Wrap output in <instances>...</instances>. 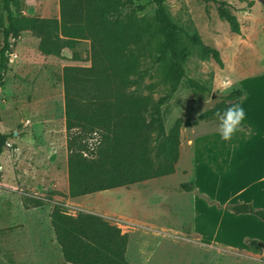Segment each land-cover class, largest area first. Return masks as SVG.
<instances>
[{
  "label": "rangeland",
  "instance_id": "rangeland-1",
  "mask_svg": "<svg viewBox=\"0 0 264 264\" xmlns=\"http://www.w3.org/2000/svg\"><path fill=\"white\" fill-rule=\"evenodd\" d=\"M218 1L225 2L165 3L179 44L188 50L186 75L209 89L206 96L194 94L184 78L160 107L165 132L177 118L182 120L178 171L144 186L70 197L62 69L89 66L90 42L78 39L70 47L60 31L43 22H60L59 0H11L14 16L32 20L10 38L0 82V131L9 134L0 154V264H71L63 260L54 238L53 206L70 214L94 213L117 225L128 235L125 259L130 264H264V250L247 244L249 239L264 241V222L229 208L250 203L264 209L261 184L254 180L264 169V0H254L252 6L249 0ZM138 5L143 9L137 10ZM218 6L236 16L239 34L219 17ZM129 11L151 18L153 5L151 0H128L121 13ZM6 26L0 0V47ZM193 36L200 42H192ZM204 46L219 51L222 67L202 57ZM153 59L141 58L147 73L140 90L147 94L146 86L154 85L150 95L157 99L167 84ZM234 89L243 92L237 105L245 109L246 128L240 126L231 141H222L218 118L196 119ZM183 182L191 192L182 190ZM136 218L146 225H138Z\"/></svg>",
  "mask_w": 264,
  "mask_h": 264
},
{
  "label": "trees",
  "instance_id": "trees-1",
  "mask_svg": "<svg viewBox=\"0 0 264 264\" xmlns=\"http://www.w3.org/2000/svg\"><path fill=\"white\" fill-rule=\"evenodd\" d=\"M128 0H59L60 22H43L67 38L74 47L78 39L90 42L89 66L65 65L62 69L65 129L67 140L68 195L82 196L144 180L173 174L179 157L181 118L165 132L161 106L186 79L194 94L206 96L207 86L186 75L183 62L188 50L179 44L176 25L166 0H151V18L136 17L134 11L122 14ZM224 4L225 1L205 0ZM11 0H1L7 26L2 31L0 47V82L7 68L10 38L32 19L13 15ZM254 0L247 5L252 6ZM138 5L137 10H142ZM218 15L231 32L239 34L234 14L218 6ZM26 21V23H25ZM192 42L199 43L198 36ZM153 51V52H152ZM202 57H211L223 66L216 48L204 46ZM154 57L165 93L151 97L140 90L147 73L141 58ZM134 88L131 89V86ZM243 95L234 89L221 96V102L197 115L196 120L217 118L216 113L237 105ZM196 121H194L195 123ZM186 123V121L184 122ZM242 128H246L241 124ZM9 134L0 131V154ZM95 137L94 142L89 139ZM185 191L191 190L181 183ZM236 214L250 213L264 222V209L250 203L229 206ZM51 224L62 258L71 264H130L125 259L128 235L107 219L86 211L70 214L53 206ZM247 244L264 250V241L249 239Z\"/></svg>",
  "mask_w": 264,
  "mask_h": 264
},
{
  "label": "clouds",
  "instance_id": "clouds-1",
  "mask_svg": "<svg viewBox=\"0 0 264 264\" xmlns=\"http://www.w3.org/2000/svg\"><path fill=\"white\" fill-rule=\"evenodd\" d=\"M219 120V134L222 141H231L234 135L239 131L240 126L246 118V112L243 106L234 105L226 108L223 112H217Z\"/></svg>",
  "mask_w": 264,
  "mask_h": 264
},
{
  "label": "crops",
  "instance_id": "crops-1",
  "mask_svg": "<svg viewBox=\"0 0 264 264\" xmlns=\"http://www.w3.org/2000/svg\"><path fill=\"white\" fill-rule=\"evenodd\" d=\"M179 160H180V156H179V158H178V163H179ZM246 167H247V169H248V172L249 173H252V172H254L253 171V168L251 167V166H247V165H245ZM176 171H178L177 169H176ZM175 171V172H176ZM169 175H171V174H169ZM157 178V177H156ZM153 179H155V178H152V179H148V180H144V181H141V182H138L137 184H142V186H144V184L147 182V181H149V180H153ZM254 180H256V183H260L261 184V186L258 188L260 191H262V193H261V195L263 196L264 195V169H263V171H262V174H261V172H260V174L257 176V178H255ZM254 182V181H253ZM135 184V183H134ZM130 185H132V184H130ZM139 185V186H140ZM194 186V185H193ZM142 188V187H141ZM244 188H242V189H240V190H238L237 191V193H239V192H241L242 190H243ZM183 190V189H182ZM183 191H185V190H183ZM192 190H189V191H186V192H191ZM133 197V196H132ZM264 198V197H263ZM135 213V212H134ZM134 220H136V222L138 223V225H140V226H145L146 225V223H144L143 221H140L139 220V218H136V219H134ZM126 253V252H125Z\"/></svg>",
  "mask_w": 264,
  "mask_h": 264
},
{
  "label": "water",
  "instance_id": "water-1",
  "mask_svg": "<svg viewBox=\"0 0 264 264\" xmlns=\"http://www.w3.org/2000/svg\"><path fill=\"white\" fill-rule=\"evenodd\" d=\"M214 96V95H213Z\"/></svg>",
  "mask_w": 264,
  "mask_h": 264
}]
</instances>
